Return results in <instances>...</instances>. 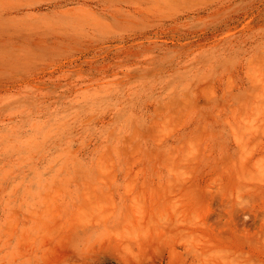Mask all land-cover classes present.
<instances>
[{"label":"rangeland","instance_id":"rangeland-1","mask_svg":"<svg viewBox=\"0 0 264 264\" xmlns=\"http://www.w3.org/2000/svg\"><path fill=\"white\" fill-rule=\"evenodd\" d=\"M211 262L264 264V0H0V264Z\"/></svg>","mask_w":264,"mask_h":264},{"label":"bare ground","instance_id":"bare-ground-1","mask_svg":"<svg viewBox=\"0 0 264 264\" xmlns=\"http://www.w3.org/2000/svg\"><path fill=\"white\" fill-rule=\"evenodd\" d=\"M175 206H176V205H175ZM176 210H177V208H176ZM173 212H174V211H173ZM178 212H179V211H178ZM181 212H182V210H181ZM181 212H180V213H181ZM174 215H177V213H176V214L174 213ZM174 215H173V216H174ZM175 218H176V217H175ZM183 218H184V216H183ZM179 219H180V218H179ZM175 220H176V219H175ZM133 234H134V232H133ZM138 236H139V235H138ZM131 237H133V236H131ZM131 237H130V238H131ZM135 238H138V237L136 236ZM135 238H134V239H135ZM140 238H141V237H140ZM197 239H198V238H197ZM197 239H196V240H197ZM126 240H127V239H126ZM132 240H133V239H132ZM130 241H131V240H130ZM136 241H137V239H136ZM138 241H139V240H138ZM126 242H127V241H126ZM134 242H135V241H134ZM197 242H198V240H197ZM127 244H128V243H127ZM198 245H199V243H198ZM194 246H196V245H194ZM207 246H208V245H207ZM209 246H210V245H209ZM203 247H204V245H203ZM127 248H128V247H127ZM193 248H194V247H193ZM195 248H196V247H195ZM206 248H207V247H204L203 249H206ZM209 248H210V247H209ZM197 249H198V248H197ZM213 249H214V248H213ZM194 250H195V249H194ZM199 250H200V249H199ZM195 251H196V250H195ZM195 251H194V252H195ZM202 251H203V250H202ZM210 251H211V249H210ZM213 252H214V251H213ZM198 253H200V252H198ZM198 253H196V255H197ZM203 253H204V252H202V254H203ZM205 253H206V252H205ZM207 253H208V252H207ZM210 253H211V252H210ZM212 254H213V255H211V256H214V255H215V257H216V255H217V254H214V253H212ZM205 255H206V254H204V256H205ZM207 255H208V254H207ZM197 256H199V255H197ZM195 257H196V256H195ZM199 257H201V256H199ZM202 257H203V256H202ZM202 257H201V258H202ZM208 257H210V256H208ZM197 258H198V257H196V259H197ZM198 260H200V259H198ZM201 260H202V259H201ZM209 260H210V259H209ZM213 260H215V259H213ZM203 261H204V259H203ZM196 263H197V262H196ZM202 263H203V262H202ZM213 263H214V262H213ZM209 264H212V262L209 263ZM215 264H216V263H215Z\"/></svg>","mask_w":264,"mask_h":264}]
</instances>
